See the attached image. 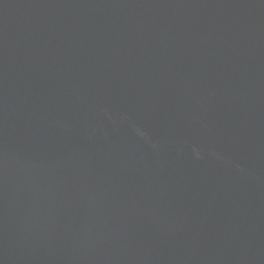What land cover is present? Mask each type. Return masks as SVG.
I'll use <instances>...</instances> for the list:
<instances>
[{
	"label": "water",
	"instance_id": "water-1",
	"mask_svg": "<svg viewBox=\"0 0 264 264\" xmlns=\"http://www.w3.org/2000/svg\"><path fill=\"white\" fill-rule=\"evenodd\" d=\"M0 264H264V0H0Z\"/></svg>",
	"mask_w": 264,
	"mask_h": 264
}]
</instances>
